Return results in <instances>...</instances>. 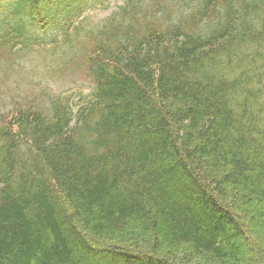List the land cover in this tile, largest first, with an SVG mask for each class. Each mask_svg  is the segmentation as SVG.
<instances>
[{"label": "trees", "instance_id": "16d2710c", "mask_svg": "<svg viewBox=\"0 0 264 264\" xmlns=\"http://www.w3.org/2000/svg\"><path fill=\"white\" fill-rule=\"evenodd\" d=\"M96 8L0 0V264H254L264 0Z\"/></svg>", "mask_w": 264, "mask_h": 264}, {"label": "rangeland", "instance_id": "374dc122", "mask_svg": "<svg viewBox=\"0 0 264 264\" xmlns=\"http://www.w3.org/2000/svg\"><path fill=\"white\" fill-rule=\"evenodd\" d=\"M124 1V0H123ZM108 2L110 3V7L113 8L116 5H120L122 3V0H108ZM111 11H105L102 9H95L94 11L90 12L88 14V20L95 24L98 23L100 21H102ZM27 65V64H26ZM80 79H84L82 76L79 75V77L76 79L75 83H68L66 89L69 92V94H71V101L72 103L74 102H78V98L81 97L82 95H86L88 93V87L87 85H82V81ZM50 88L52 89L53 92L55 93H63L59 85L55 84V83H49ZM15 87V85H12V88ZM28 86L25 87L26 90H28L27 88ZM19 90H22V87L19 88ZM260 231L263 233L261 238H257L255 237L253 239L248 237L247 242H243L245 249L246 250H250L248 252V257L251 255L253 256V260H254V264H264V252H263V246H264V227H262V229H260ZM255 240V241H254ZM260 245V246H258ZM196 263V262H195ZM194 264V263H192Z\"/></svg>", "mask_w": 264, "mask_h": 264}]
</instances>
